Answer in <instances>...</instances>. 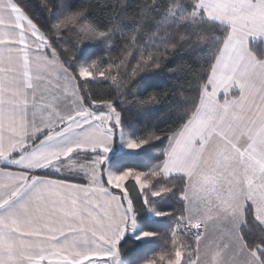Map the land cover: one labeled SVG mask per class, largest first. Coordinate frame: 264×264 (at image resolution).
<instances>
[{"label": "crops", "instance_id": "crops-1", "mask_svg": "<svg viewBox=\"0 0 264 264\" xmlns=\"http://www.w3.org/2000/svg\"><path fill=\"white\" fill-rule=\"evenodd\" d=\"M8 1L4 0L7 5ZM197 7L207 19L226 26L229 34L196 111L171 138L165 160L154 171L185 177L187 185L202 181L217 187L225 175L216 162L221 153L233 151L235 158L243 157L247 171H264V60L251 49L255 41L264 43V0H197ZM15 27L19 28L0 30L13 35ZM29 40L0 41V264H128L121 259L118 244L136 231V221L134 211L125 210L124 194L105 187L101 174L88 182L54 173L74 171L75 163L43 162L61 154L52 145L57 144L58 133L67 130L73 143L63 144V152L79 154L78 166L83 164L85 170L91 171L93 158L84 146L99 145L76 140L91 129L81 122L90 112L77 90L72 91L77 105L68 102L74 110L59 115L55 87L63 77L68 84L69 72L62 66L66 71L60 75L61 60L46 39L33 34ZM12 42L19 45L18 51L3 47ZM23 45L31 49L26 54L30 62L22 59ZM38 71H43L39 76L47 88L39 87ZM224 145L228 152L222 151ZM111 185L121 189L117 183ZM247 186L264 193V186L243 184L249 193L253 190ZM186 192L187 186L183 198ZM202 239L201 233L197 242ZM241 243L245 248L242 239Z\"/></svg>", "mask_w": 264, "mask_h": 264}, {"label": "trees", "instance_id": "trees-1", "mask_svg": "<svg viewBox=\"0 0 264 264\" xmlns=\"http://www.w3.org/2000/svg\"><path fill=\"white\" fill-rule=\"evenodd\" d=\"M11 1L74 76L85 105L112 104L125 133L147 144L136 153H116L101 166L103 185L127 195L136 223L152 234L145 241L124 235L118 244L121 259L145 264L181 253L190 262L197 237L183 227L187 180L164 177L154 169L165 160L171 138L196 111L228 28L199 12L197 0ZM251 49L264 60V43L255 41ZM84 65L93 77L82 78ZM107 168L143 174L147 185L141 189L130 175L123 190L114 188ZM150 210L161 216L151 218ZM244 215L241 237L264 263V228L250 204Z\"/></svg>", "mask_w": 264, "mask_h": 264}, {"label": "rangeland", "instance_id": "rangeland-1", "mask_svg": "<svg viewBox=\"0 0 264 264\" xmlns=\"http://www.w3.org/2000/svg\"><path fill=\"white\" fill-rule=\"evenodd\" d=\"M8 2L9 7H7L8 5L4 0H0V28L2 26H19V28L15 27L16 30L13 28V35H7L6 32H1L0 30V41L11 37L12 39H15L17 44L20 41L30 43L31 40H29V37L33 36V34L38 38L46 39L16 4L11 0ZM19 30L22 33H19ZM13 43L14 42L5 44L3 47H15L14 50L18 51L17 48L19 45ZM23 47L25 57L22 59L25 62H30V59H28L26 54H29L31 49H29L27 45H23ZM61 64L60 75L63 76L64 68L66 67L62 61ZM67 72L69 71L67 70ZM42 73L43 71H38L36 74L39 76ZM80 74L84 79L93 77V73L88 65L81 67ZM69 75L70 79L68 84L63 77V80L60 78L59 84L55 87V90L58 91V94H56L58 97L56 99L59 100L61 110L59 115H63L65 112L71 113L74 110L75 106L70 107L68 102L71 104L75 102L77 105V100L74 99L72 93L73 90H77V93L80 95L74 76L70 72ZM20 76L22 77V74ZM19 79L21 80L22 78ZM38 82L39 87L47 88L45 87L46 81L40 76L38 77ZM25 83L28 84L29 81L27 80ZM68 91L70 94H68ZM64 92H66V94H64ZM68 95L70 96L68 97ZM81 100L85 105L82 97ZM88 109L86 112H90L89 115L83 116V118H85V123H83V120L81 122L86 129L88 127L91 129H88L89 131L83 136H77L76 140L78 142H83L84 144L87 142L89 145H99L95 149L90 148V146H86V148L84 146L83 148L85 150L90 149L88 150V154L92 155L93 158L90 165L91 171L88 169L85 170L83 164L78 166L80 161L76 158L79 154L73 156L74 154L70 155L63 152V144L71 145L73 143V136L70 135L68 130L58 133L59 135L57 136L59 138L57 137V144L52 145L57 147L56 151H61V154L58 156L52 155L43 162L48 165L55 160L62 159L60 162L64 165L70 166L75 163L76 166L73 167L74 171L63 169L69 171H54V173L57 172L65 178L93 182L96 181L98 179L97 176L101 174L102 164L108 162L114 154L120 152L136 153L144 150L147 147V144L143 141L134 140L125 133L121 123V117L112 104H94ZM61 131H63V129H61ZM222 151L228 152L226 145H224ZM231 153H233V151H230L229 154L221 153L219 154L221 159L216 160L217 166L219 167L218 169H221V173L225 174L221 176L217 187L215 184L211 185V183L208 184V182L202 181H194L192 184L188 185L186 182L184 193L187 186V198H183V193L182 199L184 200L185 207L187 202L188 210L186 209L185 211L183 227L189 228L196 237H199L201 233L203 234V239L197 242L196 254L190 262L187 260L188 264H264L259 260L255 253L251 252L249 249L246 250L247 247H243L241 243L242 237L240 238L241 228L243 226L242 222H244L245 217V209L249 204L253 207L255 218L264 228V193H256L253 187L247 186L249 190H253L252 193H249V191H245L243 187V184H253L254 187L264 186V171H247L249 169L247 167L248 161L243 159V157L241 159L235 158L236 154L234 155ZM87 156L88 155H84L83 158ZM71 159L73 160L72 162L68 161ZM213 161H215V158ZM207 162H209V160H207ZM76 167H81V170L83 169L84 171H81ZM110 170L112 169H106V175L109 177V182L111 184L117 183L122 190L124 189L126 181L130 175L136 176L137 184L141 189L147 185L145 183L146 181H142L143 174L136 172L133 173L132 171H127L123 174H116L114 171L113 173H110ZM244 171H247V174L245 173L243 175ZM225 187L227 191L223 189ZM124 200L126 203L125 210H133L132 204L127 195H124ZM149 213L150 217L153 219L158 218L159 215L161 216L160 213L154 210H150ZM134 225L136 226V231L131 233L130 236L140 241H145L152 237L151 233H148L141 228L139 229L136 222ZM222 247L223 249L221 250ZM187 262L183 260L181 253H177L172 258L166 260L156 258L153 262H147L145 264H185Z\"/></svg>", "mask_w": 264, "mask_h": 264}]
</instances>
